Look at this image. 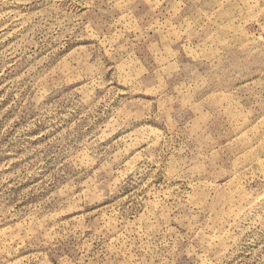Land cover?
<instances>
[{
    "label": "rangeland",
    "instance_id": "rangeland-1",
    "mask_svg": "<svg viewBox=\"0 0 264 264\" xmlns=\"http://www.w3.org/2000/svg\"><path fill=\"white\" fill-rule=\"evenodd\" d=\"M0 264H264V0H0Z\"/></svg>",
    "mask_w": 264,
    "mask_h": 264
}]
</instances>
